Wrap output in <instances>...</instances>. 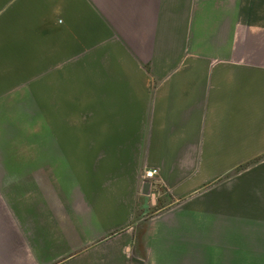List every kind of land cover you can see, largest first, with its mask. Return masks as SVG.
Segmentation results:
<instances>
[{"label": "crops", "instance_id": "crops-1", "mask_svg": "<svg viewBox=\"0 0 264 264\" xmlns=\"http://www.w3.org/2000/svg\"><path fill=\"white\" fill-rule=\"evenodd\" d=\"M0 264H264V0H0Z\"/></svg>", "mask_w": 264, "mask_h": 264}, {"label": "built area", "instance_id": "built-area-1", "mask_svg": "<svg viewBox=\"0 0 264 264\" xmlns=\"http://www.w3.org/2000/svg\"><path fill=\"white\" fill-rule=\"evenodd\" d=\"M157 173V170L156 169H152V170H148V171H146V176L147 177H154V175Z\"/></svg>", "mask_w": 264, "mask_h": 264}]
</instances>
